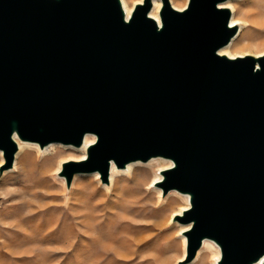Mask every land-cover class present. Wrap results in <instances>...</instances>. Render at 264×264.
Returning <instances> with one entry per match:
<instances>
[{"label": "water", "instance_id": "water-1", "mask_svg": "<svg viewBox=\"0 0 264 264\" xmlns=\"http://www.w3.org/2000/svg\"><path fill=\"white\" fill-rule=\"evenodd\" d=\"M229 0H188L182 11L152 1L126 19L120 0H0V174L14 137L80 148L61 163L76 174L170 160L156 183L187 196L186 262L202 242L217 264H264V55H219L237 27Z\"/></svg>", "mask_w": 264, "mask_h": 264}, {"label": "rangeland", "instance_id": "rangeland-1", "mask_svg": "<svg viewBox=\"0 0 264 264\" xmlns=\"http://www.w3.org/2000/svg\"><path fill=\"white\" fill-rule=\"evenodd\" d=\"M125 2L133 10L141 0ZM157 2L161 7V0ZM169 2L181 10L188 0ZM233 4L236 10L232 16L239 27L228 52L238 56L263 54L257 32L264 0H234ZM237 41L238 48L231 49ZM62 146L48 154L32 146L18 149L13 167L0 174V264L198 262L202 252L186 262V243L182 244L185 225L174 216L187 204L170 192L163 197L156 182L152 184L156 172L167 169L168 163L157 168L139 164L130 173L118 172L119 177L108 184L101 182L97 172L81 174L73 177L67 188L58 165L78 161L80 153L79 148ZM3 164L0 151V167ZM217 257L218 252L210 248L198 264H212Z\"/></svg>", "mask_w": 264, "mask_h": 264}, {"label": "bare ground", "instance_id": "bare-ground-1", "mask_svg": "<svg viewBox=\"0 0 264 264\" xmlns=\"http://www.w3.org/2000/svg\"><path fill=\"white\" fill-rule=\"evenodd\" d=\"M142 1L143 0H141V2H138V3H136V4H141L142 3ZM170 1V0H169ZM152 2H153V8H152V10L149 12V14H148V16L150 17V18H152L153 20H155L156 22H157V24L158 25H160V18H159V14H158V11H159V3L157 2V0H152ZM120 3H121V6H122V10H123V12H124V14H125V17H126V19H128L129 17H130V15H131V12H132V10L130 9V7L128 6V4H127V2H125V0H120ZM234 0H229V1H227V2H225V3H223L220 7H225V8H228L229 10H230V12H231V18H230V22H229V25H230V27H239V23H238V21H235V19L233 18V16H234V11L236 10V6H234ZM185 8H186V6H185ZM185 8H183V9H185ZM133 9V8H132ZM183 9H181L180 11H182ZM178 10V9H177ZM233 15V16H232ZM261 26H260V30H258V32H257V38L258 39H260V41H261V46L262 47H264V11L261 13ZM236 36H234L231 40H230V42H229V44L228 45H226L225 47H223V48H221L220 50H219V55H227L228 57H230V58H235V57H238V55H232V54H230L229 52H228V48L230 47V45H231V43L233 42L232 40L235 38ZM239 44H240V41L238 42H234V44L232 45V47H231V49H236V48H238V46H239ZM262 55H264V53L263 54H255V55H253V56H255V57H260V56H262ZM14 140L16 141V143H17V146H18V149H19V151H22L23 149H24V147H28V146H32L33 148L35 147V148H37V146L36 145H34V144H28V143H25V142H22V141H20V140H18L16 137H14ZM94 141H95V136L94 135H92V134H86L85 136H84V138H83V144H82V146L79 148V150H77V151H79V153H80V156H78V160H82V159H84L85 158V156H86V153H85V150H86V147L87 146H89V145H91L92 143H94ZM59 146H61V145H59V144H51V145H49V146H47V147H45L44 148V150L42 151V150H40V149H38V151H39V153H41V151L42 152H44V153H46V154H48V153H50V152H52L53 151V149L55 148V147H59ZM62 147H66V148H73V147H71V146H62ZM74 149V148H73ZM19 153V152H18ZM163 162H166V163H168L169 164V167H167V168H170V167H172V162L170 161V160H166V159H162V158H155V159H151L150 161H148L147 163H141V162H135V163H130V164H128L127 166H126V168L125 169H122V170H120V169H117L116 167H115V165L113 164V163H111V165H110V171H109V182H112L113 183V180L116 178V177H119V174H118V172H128V173H130L131 172V170L134 168V167H137V166H141V165H139V164H142V165H147V164H149V165H147V166H154L155 168H157V167H159V164H164ZM61 163H63V162H61ZM61 163H59V165H58V170L60 169V167H61ZM143 167V166H142ZM165 169V168H164ZM57 170V171H58ZM159 170H161V169H158V171ZM159 173V174H158ZM156 172V176L154 177V179H153V182H152V184L154 183V182H159L161 179H162V176L160 175V172ZM76 176H82L81 174H76L75 176H74V178L76 177ZM58 181L59 182H63L64 180H61V179H58ZM73 181H74V179H73ZM115 181V180H114ZM156 183H155V186H156ZM154 189H156V188H154ZM156 190H158L159 192H160V194H161V191L159 190V189H156ZM170 195H173V196H176V195H178V197L183 201V202H185L186 204H187V208H185V209H182V210H180L179 211V213H176V214H174V216H177V215H181L182 214V212L184 211V210H186V209H188V207H189V203H188V198H187V196H184V195H181V194H179V193H177V192H175V191H171L170 192ZM169 195V196H170ZM177 197V196H176ZM88 201V197L86 196V197H84L83 198V200H82V202H83V207H85V203ZM182 228H183V230H188L189 229V225H185V226H182ZM182 230V231H183ZM185 237V236H184ZM184 237H182L183 239H182V244H183V247L185 246V243H186V239L184 238ZM210 248H212V249H215L217 252H218V257L217 258H215V260L213 261V263L212 264H217V261L219 260V254H220V252H219V250L218 249H216L215 247H214V245H213V243L211 242V241H209V240H204L203 242H202V246H201V248L197 251V253H196V256H195V259H196V257H197V255L199 256L200 255V253H201V255H200V258H199V260H198V262L196 263V264H198L199 262H200V260L204 257V252H205V250H209ZM200 252V253H199ZM199 253V254H198ZM198 258V257H197ZM194 259V260H195ZM193 260V261H194ZM202 261V260H201ZM262 261H263V259L262 260H260L259 262H257V263H255V264H262Z\"/></svg>", "mask_w": 264, "mask_h": 264}]
</instances>
